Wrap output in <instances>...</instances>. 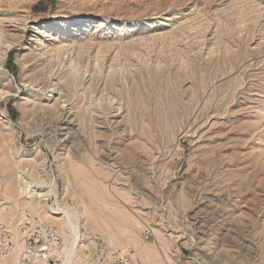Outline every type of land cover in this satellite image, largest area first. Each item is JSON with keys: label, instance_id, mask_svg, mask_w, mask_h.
I'll return each mask as SVG.
<instances>
[{"label": "rangeland", "instance_id": "1", "mask_svg": "<svg viewBox=\"0 0 264 264\" xmlns=\"http://www.w3.org/2000/svg\"><path fill=\"white\" fill-rule=\"evenodd\" d=\"M0 95V203L52 189L71 264H264V0H0Z\"/></svg>", "mask_w": 264, "mask_h": 264}, {"label": "built area", "instance_id": "2", "mask_svg": "<svg viewBox=\"0 0 264 264\" xmlns=\"http://www.w3.org/2000/svg\"><path fill=\"white\" fill-rule=\"evenodd\" d=\"M16 233L0 213V260L17 257L16 264H54L63 248L57 225L40 212L24 210L16 223ZM109 264H142L132 248L111 247L106 251Z\"/></svg>", "mask_w": 264, "mask_h": 264}, {"label": "bare ground", "instance_id": "3", "mask_svg": "<svg viewBox=\"0 0 264 264\" xmlns=\"http://www.w3.org/2000/svg\"><path fill=\"white\" fill-rule=\"evenodd\" d=\"M88 24H89L88 22L82 20L81 23H80V25L82 27H79L78 28V32L81 33L82 28L85 27V26H87ZM50 31H52V32L49 34ZM52 34H53V30L51 28H47V29L46 28H42L39 35L41 37H50L51 38ZM64 46H66V48H67V45H64ZM62 47H63L62 44L59 45V46H56V47H51V53L54 52L55 54H53V55H56L57 57H58L60 51L63 52L64 54L69 53V48L64 50V48L62 49ZM46 50H48V48ZM46 52H48V51H46ZM60 54H62V53H60ZM60 60H59V62H60ZM73 61L75 63V60H73ZM75 71L76 70H74V68L72 66L71 67V74H73L72 76L76 79L77 78L76 77L77 75L75 74ZM62 113H64V115H65V112L64 111H62ZM62 120H64V118ZM65 123H67V119L64 120V124ZM68 123H69V121H68ZM21 177H23V176H21ZM41 188L43 189V188H45V186H42L40 184H35L31 180H29L28 177L25 176V177H23V178L20 179V183H19L18 189H17L18 192L17 191L16 192L21 197H25V198L29 199L27 201L25 200L26 201L25 202L26 204L25 203L24 204L26 206H30L31 208L35 209V211L40 212V211H38L40 209V206H37L35 204L40 203L41 200H42V202H43V200H47L45 198V196L49 195V193L52 192V189H48L46 192L42 193V192L38 191ZM15 198L16 197H14L13 201L15 200ZM35 199L38 200V201L40 200V201L39 202L38 201L35 202L34 201ZM6 203H7L6 201H3V202L0 203V213L4 217V219L6 220L7 224L12 229V231H14L16 233V231H15V229H16V223H17V221L20 220V218H21L22 213H23L24 210L20 207V208H18V211H15L13 209V207H11L9 205V203H8V205L10 206V210L7 211L6 210L7 209ZM12 204H13V202H12ZM14 205L17 206V203H14ZM44 208H45V206H44ZM46 208H48V207H46ZM49 209L47 211H49ZM56 209H57V207H56ZM47 211H45V213H43L42 216H45V218L50 217V218L54 219L59 224V227L61 228V230L63 231V234H64L63 235L64 236V238H63V242H64L63 248L58 252V257H59L58 261L60 260V263H57L58 262L57 261L54 264H71L72 263V259L75 256V252L77 253L76 249H77V246H78V244L80 242V237H81V234H80L81 231H80V225L78 223V220L79 219L77 218V212L74 209H72V208H68V209L62 210L60 212L59 210L58 211L55 210V209L52 210V207H51V209L49 211L50 213H48ZM41 212H42V210H41ZM41 212H40V214H41ZM54 214H60V215H54ZM61 235H62V233H61ZM133 244H134V246H135L138 254L141 256V258H143L144 260L146 259V261H147V258H149V255L146 254V247L143 246L142 244H140V241L138 243L137 240H134L133 241ZM111 246L114 247V246H117V245L114 244V243H112V245H110V247ZM147 247H148V245H147ZM156 247H155V249H156ZM14 257H15L13 259L14 261H12V262H10V260L7 259V258H4L6 260H0V264H16L17 257L16 256H14Z\"/></svg>", "mask_w": 264, "mask_h": 264}]
</instances>
